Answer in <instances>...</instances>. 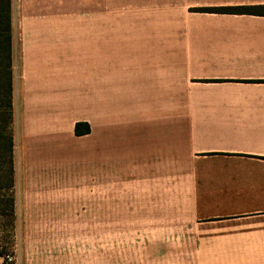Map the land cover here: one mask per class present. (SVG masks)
Returning <instances> with one entry per match:
<instances>
[{"label": "crops", "instance_id": "1", "mask_svg": "<svg viewBox=\"0 0 264 264\" xmlns=\"http://www.w3.org/2000/svg\"><path fill=\"white\" fill-rule=\"evenodd\" d=\"M166 2L165 34H93L94 0H14L18 149L105 152L95 140L122 127L123 166L182 167L154 176L172 209L155 234L162 261L264 264V15L190 10L264 0ZM77 19L91 34H68ZM80 121L89 131L76 135ZM21 182V205L68 196Z\"/></svg>", "mask_w": 264, "mask_h": 264}, {"label": "rangeland", "instance_id": "2", "mask_svg": "<svg viewBox=\"0 0 264 264\" xmlns=\"http://www.w3.org/2000/svg\"><path fill=\"white\" fill-rule=\"evenodd\" d=\"M13 3L10 0V152L0 137V264H173L162 261L161 254H157L164 249L156 247L157 225H164L167 218L172 222V209L167 217L164 192H155L154 181L167 169L180 175L181 166L140 168L127 162L123 166L117 155L122 127L117 125H108L103 137L93 144L105 152L77 151L72 142L24 154L19 151L15 106L18 34ZM166 5V0H94L93 34H165ZM75 11L71 15L81 18V9ZM82 15L84 18V10ZM90 25L89 20L86 23L77 19L69 24L68 34H91ZM6 121L5 115H0V128ZM134 129L133 124L125 125L129 135ZM87 141L80 139L77 145ZM134 148L130 139L127 156L133 157ZM180 148V144L175 145V153ZM100 153L109 155L103 157ZM27 166L33 168L24 175L22 170H28ZM11 174L13 186L6 188ZM24 177L29 181L26 190L36 186L43 191H63L68 196L28 199L21 205L17 194Z\"/></svg>", "mask_w": 264, "mask_h": 264}, {"label": "trees", "instance_id": "3", "mask_svg": "<svg viewBox=\"0 0 264 264\" xmlns=\"http://www.w3.org/2000/svg\"><path fill=\"white\" fill-rule=\"evenodd\" d=\"M201 12H219V13H247V14H263L264 4L258 5H237V6H205L194 9ZM10 29V0H0V115H5L7 121L0 128V137L3 138L7 145V151L11 150V129L10 122L12 118V102H11V34ZM10 119V121H8ZM89 126L86 122H76L74 133L83 135L88 133ZM12 173V171H11ZM6 188L13 186L12 174L8 177ZM13 218V215L10 216Z\"/></svg>", "mask_w": 264, "mask_h": 264}]
</instances>
